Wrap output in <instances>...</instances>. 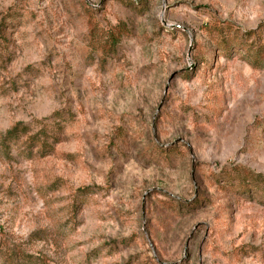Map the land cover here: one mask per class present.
<instances>
[{"label":"rangeland","instance_id":"obj_1","mask_svg":"<svg viewBox=\"0 0 264 264\" xmlns=\"http://www.w3.org/2000/svg\"><path fill=\"white\" fill-rule=\"evenodd\" d=\"M247 170L264 0H0V264H264Z\"/></svg>","mask_w":264,"mask_h":264},{"label":"trees","instance_id":"obj_2","mask_svg":"<svg viewBox=\"0 0 264 264\" xmlns=\"http://www.w3.org/2000/svg\"><path fill=\"white\" fill-rule=\"evenodd\" d=\"M115 41L116 40H114L112 42L111 47L115 44ZM222 47H227V45L224 44ZM222 47L220 49H222ZM258 48L261 49L262 46L259 45ZM102 51L104 52V50H102ZM225 53L226 52H224V54ZM25 130H26V127L23 126L22 123H16L14 126L9 128L8 130H6V132L3 135V141L2 142L5 143L7 141H14V140L18 139L20 137V135L25 133ZM51 131H56V130L53 129ZM32 139H33V137L31 138V140ZM47 140H48L47 136L44 135L43 139L41 141H39V143H40L39 145H41L40 147H42V148H46L47 146L50 147V144H48ZM234 173H236V172H234ZM239 177H240V180H239L240 186L244 191L251 192L252 190H250V189L254 188L255 190L253 192L256 195L257 194L263 195V200H264V177L261 174L253 173L252 171L247 170V171H245L244 175H240Z\"/></svg>","mask_w":264,"mask_h":264}]
</instances>
